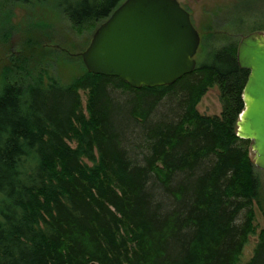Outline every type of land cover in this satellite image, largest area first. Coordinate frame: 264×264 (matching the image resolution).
Wrapping results in <instances>:
<instances>
[{
	"label": "trees",
	"instance_id": "trees-1",
	"mask_svg": "<svg viewBox=\"0 0 264 264\" xmlns=\"http://www.w3.org/2000/svg\"><path fill=\"white\" fill-rule=\"evenodd\" d=\"M122 1L0 0V49L10 41L8 5L59 13L81 31ZM34 24L25 56L0 71V264H238L259 182L248 141L235 136L247 76L237 45L207 54L171 85L137 90L67 55L81 71L61 83L58 57L42 40L56 21ZM214 86L220 115H199L195 106ZM124 91L118 105L113 94ZM163 100L171 106L157 117ZM130 123L139 160L123 146ZM245 264H264V213Z\"/></svg>",
	"mask_w": 264,
	"mask_h": 264
},
{
	"label": "water",
	"instance_id": "water-1",
	"mask_svg": "<svg viewBox=\"0 0 264 264\" xmlns=\"http://www.w3.org/2000/svg\"><path fill=\"white\" fill-rule=\"evenodd\" d=\"M199 36L177 0H123L77 54L87 73L117 78L129 88L173 84L190 74ZM235 60L247 71L236 138L248 141L253 167L264 172V33L239 38Z\"/></svg>",
	"mask_w": 264,
	"mask_h": 264
},
{
	"label": "rangeland",
	"instance_id": "rangeland-1",
	"mask_svg": "<svg viewBox=\"0 0 264 264\" xmlns=\"http://www.w3.org/2000/svg\"><path fill=\"white\" fill-rule=\"evenodd\" d=\"M177 2L189 14L190 22L199 36V45L193 57L196 65L198 63H208L210 57L207 54H211L213 51L229 44L237 45L241 36L255 31L261 32L257 28L264 27V0H177ZM6 8L7 6H5ZM8 8L12 13L9 21L12 30L10 31L9 45L5 49H0V71L11 59L18 60L20 57L25 56L26 48L22 44L28 38L26 35L28 32L26 31L32 28L34 32L36 29L34 23L41 19L51 18V22L56 21L55 28H58V30H52L51 33L48 32L42 40H47L43 43L45 49L56 51H53V54L58 57L55 61H59L61 65L60 69H58L59 73L56 70L53 76L59 82L67 83L80 74L81 70L78 65L67 61L66 56H77V54L82 52L87 47L94 30H72L68 28L66 21L62 19L59 13L54 16L52 12H46L47 10L41 14L37 10H26L24 7L8 5ZM53 11L56 12L55 10ZM29 37L32 38L30 35ZM31 51L37 52V49L33 47ZM48 60V55H45L42 65L46 66ZM128 95L129 93L126 91L113 94L118 105H123ZM79 96L81 109L84 112V93L79 92ZM170 106L167 100H163L157 108V117L165 116ZM195 110L199 115L203 116L220 115L221 102L216 86L205 92L195 106ZM123 139V146L129 155L139 160L142 144L138 126L132 123L126 126ZM249 155L251 158L250 153ZM255 174L259 182V203H257L258 205L253 203L252 206L254 232L248 236L246 244L242 248L238 264H245L248 261L256 244L258 232L262 228L264 172L255 170Z\"/></svg>",
	"mask_w": 264,
	"mask_h": 264
}]
</instances>
